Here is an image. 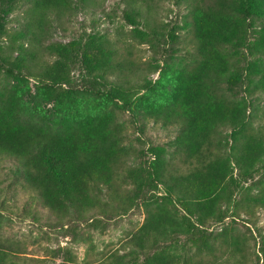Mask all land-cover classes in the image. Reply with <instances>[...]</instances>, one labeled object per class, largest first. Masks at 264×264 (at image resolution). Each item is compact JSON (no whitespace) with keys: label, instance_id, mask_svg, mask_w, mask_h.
Instances as JSON below:
<instances>
[{"label":"trees","instance_id":"obj_1","mask_svg":"<svg viewBox=\"0 0 264 264\" xmlns=\"http://www.w3.org/2000/svg\"><path fill=\"white\" fill-rule=\"evenodd\" d=\"M10 1L0 0V11ZM120 1L125 6L123 18L132 24L143 15L151 18V0ZM186 1L191 61L167 71L166 78L145 80V73L152 70L147 62L130 52L123 54L94 36L54 45L50 49L59 61L41 65L36 73L29 71L45 91L62 90L56 99L59 103L64 99L71 108L118 100L134 119L141 115L176 126L167 158L157 149L146 174L127 166L120 126L108 113L91 111L69 128L53 132L23 122L11 104H0V154L17 162L37 199L61 217L69 211L81 216L96 207L97 197L92 194L95 187L102 185L115 193V181H130L133 195L121 196V202L131 205L141 197L145 213L143 223L129 239L130 246L160 249L156 253L161 258L156 260L153 253L147 257L148 264H223L225 259L244 264L246 248L238 235L225 228L213 235L203 225L224 219L221 208L231 201L229 189L237 187V178L253 180L258 176L264 182V128L249 124L243 102L228 99L220 85L223 81L235 82L229 73L230 57L225 47L239 36L249 18L256 17L262 25L254 44L260 60L254 67L259 76L257 88L264 93V0ZM71 4L72 0H32L26 28L18 35L31 33L49 13L60 14ZM144 19L147 29L135 31L138 38L157 39L155 28ZM16 49L19 55L15 60L2 56L7 73L28 69L24 62L29 60L26 54L31 57L32 53L21 41ZM69 65L81 72L78 84L68 81ZM61 83L67 84L66 90ZM223 129L227 132L220 134ZM158 185L162 188L158 196H140ZM234 206L264 207V187L253 195L248 190L240 192ZM180 241L193 245L195 251L189 256L165 257L164 248ZM260 242L264 264V236ZM5 255L0 250V264H4ZM98 264H124L123 256L110 254Z\"/></svg>","mask_w":264,"mask_h":264},{"label":"rangeland","instance_id":"obj_2","mask_svg":"<svg viewBox=\"0 0 264 264\" xmlns=\"http://www.w3.org/2000/svg\"><path fill=\"white\" fill-rule=\"evenodd\" d=\"M31 1L11 0L0 11V104L13 105L23 122L42 125L53 132L69 128L91 111L108 113L120 126L126 165L146 174V166L152 164L157 149L163 150L167 158L169 143L177 132L176 126L163 125L141 115L134 119L118 100L93 107L89 105L88 108L78 105L71 108L64 99L62 103L57 101L56 95L62 90L45 91L29 71L36 73L41 65L59 61L57 53L50 49L54 45L94 36L103 38L123 54L130 52L135 58L147 62L152 70L145 73V80L166 78L167 71L179 69L191 61L187 1L151 0V18L143 15L137 24H132L123 18L125 6L120 0H72L71 6L63 12L49 13L44 23L36 25L31 33L20 36L18 32L29 19ZM144 18L155 28L157 39L145 41L138 38L135 31L147 29ZM247 23L239 36L224 49L230 57L229 73L235 82L223 81L220 85L228 99L243 102L249 124L264 128V93L257 88L259 76L254 67L260 60L254 44L262 22L251 17ZM20 41L32 53V58L26 54L29 60L24 64L28 69L20 72L12 69L13 73H7L3 70L7 63L1 59L15 60L19 55L16 46ZM67 69L70 84H78L81 72L75 65H69ZM107 79L113 80L114 77ZM60 86L66 90L67 84L61 83ZM220 132L225 134L227 131ZM232 174L237 178L236 170L233 169ZM237 180V187L229 189L231 201L222 205L224 219L221 222L206 221L203 228L213 235L223 228L238 235L246 248L244 264H263L260 240L264 236V207L247 209L234 204L240 192L248 190L253 195L264 187V182L258 180V176L253 180ZM114 184L117 187L115 193L102 185L94 188L92 194L97 197L96 207L81 216L69 211L61 217L37 199L21 175L17 162L0 154V250L6 254L4 264H98L114 253L123 256L124 264L147 263V257L153 253L156 260L161 258L157 257L156 252L160 249L156 247L140 250L130 246V237L143 223L144 205L141 197L131 205L121 202V196L133 195L134 186L130 181L122 183L117 180ZM161 191L158 185L150 192L143 191L140 196H158ZM182 242L165 247L164 256L177 258L195 251L193 245ZM231 261L225 259L222 263L232 264Z\"/></svg>","mask_w":264,"mask_h":264}]
</instances>
